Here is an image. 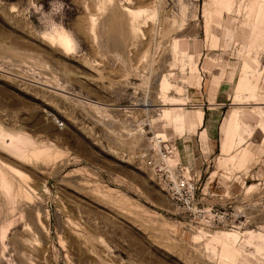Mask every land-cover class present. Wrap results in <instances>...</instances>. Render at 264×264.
Segmentation results:
<instances>
[{"label": "rangeland", "instance_id": "obj_1", "mask_svg": "<svg viewBox=\"0 0 264 264\" xmlns=\"http://www.w3.org/2000/svg\"><path fill=\"white\" fill-rule=\"evenodd\" d=\"M0 132V264H264V0H0Z\"/></svg>", "mask_w": 264, "mask_h": 264}, {"label": "built area", "instance_id": "obj_2", "mask_svg": "<svg viewBox=\"0 0 264 264\" xmlns=\"http://www.w3.org/2000/svg\"><path fill=\"white\" fill-rule=\"evenodd\" d=\"M163 142V141H162ZM165 144V143H162ZM159 153L155 157L147 159V166L155 175L162 189L169 198L186 212L196 211V198L198 188L195 182L184 177L180 164H173V156L176 153V147L165 145L164 148L159 143Z\"/></svg>", "mask_w": 264, "mask_h": 264}, {"label": "bare ground", "instance_id": "obj_3", "mask_svg": "<svg viewBox=\"0 0 264 264\" xmlns=\"http://www.w3.org/2000/svg\"><path fill=\"white\" fill-rule=\"evenodd\" d=\"M140 13H134L133 15H134V18H137V16L139 15ZM95 21V20H94ZM261 21V20H260ZM57 41H58V44H59V46L60 47H62V48H65V49H68L69 47H71L72 46V39H71V37L69 36V35H67V34H64V33H59L58 35H57ZM17 140V139H16ZM15 140V138L14 137H12V136H10V135H8V134H6V133H4V132H0V143L2 144V143H8V144H10V146H11V144H15L16 145V143H18V142H21V140H19V141H16ZM22 143V142H21ZM7 144V145H8ZM20 144V143H19ZM3 145V144H2ZM5 145V144H4ZM6 146V145H5ZM16 147H17V145H16ZM17 149H18V147H17Z\"/></svg>", "mask_w": 264, "mask_h": 264}]
</instances>
